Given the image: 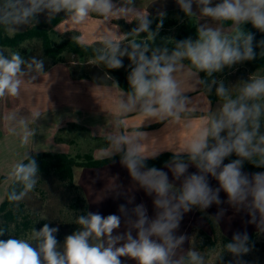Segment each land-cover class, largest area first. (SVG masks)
<instances>
[{
  "label": "clouds",
  "instance_id": "clouds-1",
  "mask_svg": "<svg viewBox=\"0 0 264 264\" xmlns=\"http://www.w3.org/2000/svg\"><path fill=\"white\" fill-rule=\"evenodd\" d=\"M165 3L0 0V30L7 38L35 30L42 16L49 25L59 20L63 34L74 33L70 39L87 54L77 65L103 72L88 87L98 112L105 111L97 96L98 81H110L104 94L110 101L111 122L94 125L88 135L103 138V161L116 164L119 157L131 181L125 188L118 182L119 173L98 172L93 183L105 178L107 183L93 203L109 197H124L126 203L118 205L119 214L105 216L87 208L74 211L71 224L76 230L62 243L57 239L59 225L46 222L36 229L47 216L34 220L19 235L11 222L0 218V237H8L0 239V264H209L205 250L211 247L201 249L195 236L180 229L186 214L206 213L213 205L218 210L208 218L216 227L225 216L222 205L226 204L236 213H245V223L255 226L257 237L264 236V171L244 170L245 164L264 169V66L234 83L225 75L226 69L231 75L238 65L264 60V0H174L183 13L177 19L187 20L195 29L194 36L181 39L161 36L168 17ZM249 24L255 31L246 28ZM123 25L132 27L125 30ZM257 33L262 34L260 39ZM26 51L0 46V104L4 106L0 119L6 133L19 136L21 147L35 144L37 132L29 125L49 110L56 112L49 90L61 79L58 69L63 67L49 71L42 50L39 54ZM120 69L126 72V89L111 75ZM41 84L47 103L30 104L27 114H21L25 97ZM130 118L136 122L129 123ZM71 121L80 123L74 115ZM39 151H24L5 178L9 186L4 199L15 209L32 200L42 181ZM165 152L171 156L162 168L149 166L148 161ZM211 180L218 186L213 187ZM140 190L151 198V216L145 202L134 203L131 193ZM256 250V240L247 230L236 231L221 242L212 264H259L258 258L246 259Z\"/></svg>",
  "mask_w": 264,
  "mask_h": 264
},
{
  "label": "crops",
  "instance_id": "crops-1",
  "mask_svg": "<svg viewBox=\"0 0 264 264\" xmlns=\"http://www.w3.org/2000/svg\"><path fill=\"white\" fill-rule=\"evenodd\" d=\"M140 2L144 5H149L151 3V0H140ZM164 6L166 10L172 7L173 8L177 7L174 3V0H166ZM155 7L156 6L150 8V11L154 12ZM120 23L123 24L122 21ZM60 24L61 22L55 25L54 28L56 31H57V26H59ZM126 26L129 27V25H123L124 29L126 28ZM89 27H91V23L89 24ZM58 32L61 33L62 35L74 34L71 32L69 34H63V29ZM86 43L90 44L91 42L86 41ZM57 65L63 66L62 68L58 69V75L60 77L62 76V78L52 85L53 90L60 86L61 80L68 79L70 77L69 76L70 73L74 74V69L67 62H55L54 64L50 65L47 69L51 71ZM83 73L87 74L89 78H80L79 75ZM83 73H80L78 75L74 74L75 79L73 78L71 81L68 79L70 81L68 86L69 88L68 95L66 96L65 102H62L63 104L65 103L67 105V115L62 114V116H60L62 117V119L58 130L56 126L45 127L44 144L42 145L40 144L41 147H44L46 149L44 151L67 152L70 154H75L77 152H81V153L89 152L93 155L95 154L94 156L99 155L98 153H102L101 155H103L105 149V143L103 141V138L97 136L95 138L98 139L95 140V138L88 135V133L92 131V127L94 125L107 124L111 122V116L108 114L111 105H110V101L107 99V97L104 94V89L108 84H110V81H105L103 79L98 81L99 88L97 90V96L99 97V104L105 109L104 112H98V106L94 104L93 99L89 94L88 87L89 85L92 84L93 77H100L103 75V72L99 71L98 69H92V70L84 71ZM81 80L87 81V83L86 84L81 83ZM77 89L80 90L79 93H77L76 91ZM60 99L61 96L57 95L54 99V103L57 104ZM74 108H78L79 110L74 111ZM73 115L79 119L80 123H73L71 121V117ZM135 122L136 121L134 119L132 118L129 119V123H135ZM57 123L58 122H56L55 125H57ZM43 124L44 123L40 121L39 124L37 125L35 124V127L37 128L39 126V129H41ZM196 124H198V121L194 122V125ZM157 127L159 126L157 125L153 128H157ZM179 135L182 138L185 135V133L181 132L179 133ZM72 141L75 142L73 145L71 144ZM89 143L95 145L97 148L94 151H92V149L89 146ZM118 161L119 159H117L116 164L109 163L100 168H81V170H78L77 173L73 169L74 182L77 187V194L78 196L82 197L85 200L87 204V209L89 211L100 212L102 215L105 216L112 213L119 214L118 205L121 203H126V199L124 197H121L119 200H113L111 197H109L105 199L102 203L99 204L93 203L95 199V195L107 183L106 178L99 179L96 181V183H93V179L97 176L98 172L101 173L102 175L106 174V176H112L119 173L118 182L123 183L125 188L130 186L131 184L130 177L128 176L126 169L121 167ZM164 170L167 171V169ZM190 171H195V169L190 168ZM169 176L171 178L170 173ZM211 184L213 187L218 186L215 180H211ZM131 195L135 196L134 203L145 202L149 209V215L150 216L153 215L151 198L145 196L142 190L134 191L133 193H131ZM221 198L226 199V196L223 192H221ZM132 206L134 205H129V207ZM215 209H217V207L213 205L203 215H198L199 214L198 210H193L192 212L186 214L182 221L180 231L183 233H187L189 236H194V230L196 228H200L207 232H210L211 229L208 230V227L210 226H208L209 224L207 223V220L209 219L208 217L211 216L212 213H214ZM236 221L237 222H235L232 219L231 221L225 223V225H227L226 230L222 228V225H224L222 223H221V227H217V228L215 227L214 230L216 233H220V234L223 233L229 238L232 237V234L236 231L247 230L248 233H250L249 230L250 225H247L244 221H241L240 219H236ZM184 247L187 248L188 244L186 243ZM127 264H134V262L127 261Z\"/></svg>",
  "mask_w": 264,
  "mask_h": 264
},
{
  "label": "rangeland",
  "instance_id": "rangeland-1",
  "mask_svg": "<svg viewBox=\"0 0 264 264\" xmlns=\"http://www.w3.org/2000/svg\"><path fill=\"white\" fill-rule=\"evenodd\" d=\"M170 10H179V9L178 7H174V8L172 7L168 9L167 11H170ZM175 16L178 17V14H175ZM41 20H43V16L41 17ZM128 28L129 27L126 26L125 30H127ZM61 30L62 28L57 26V32ZM25 49L32 52L33 54H39L42 50V47H41L40 41L36 39H31V40L22 42L20 46L14 50H21L23 54H28ZM63 55H64L65 62H67L74 69L75 75L83 73L84 71L98 69L94 66H89V65H84V66L77 65L78 63L85 61L87 58H79L76 55H73L70 53H64ZM55 62L57 61L51 58H47L46 69L50 65L54 64ZM125 65H126V59H125ZM98 70L101 71L100 69ZM255 70L256 69H250L248 66L243 64V65L236 66V70H234L231 75H227L228 70L226 69L225 75L228 81L234 83L240 78L246 79L248 75L251 72H254ZM74 74L70 73L69 75L70 77L68 78L70 81L73 78L75 79ZM80 78H89V77L86 76V77H80ZM68 79L61 80L60 86L58 88L53 90L51 87L49 90V96L52 102H54V99L57 95L61 96V99L59 100V102L57 104L54 103L57 112L53 113L52 111L49 110L44 114V116H42L35 123L37 125L40 123V121H42L44 124L42 125L41 129H39V126L36 128L35 124L29 125L30 127L35 128L37 132L34 145H28V146L21 147L19 136L6 133L4 126H3V121L2 119H0V203L4 199V193L8 187V183L6 182L5 178L7 174L9 173V171L11 170L12 165L22 158V155L24 151L26 150H31L32 148H35L41 151L46 150L44 147H41V145L44 144L45 127H50V126L55 127L56 126L55 123L59 121V117L62 116V114L67 115V105L65 103L63 104L62 102H65L66 96L68 95V91H69V88H68L69 80ZM39 82L41 81H38V83ZM46 103H47V98L45 95V87H44V84H41L34 94H30L29 96L25 97V104L24 106L20 108V112L21 114H27L30 104H36L38 106H43ZM213 106H215V103L213 104ZM9 107H11V105H9ZM3 112H4V106L0 104V116H2ZM155 126L157 125H154L153 127ZM96 139L98 138H95V140ZM74 143L75 142L73 141L71 142L72 145ZM89 146L92 149V151H94L97 148L95 145H92L91 143H89ZM98 154L99 155H96L95 157L102 158L103 156L101 155L102 153H98ZM78 170H81V168H78V167L74 168V171L76 173L78 172ZM41 179L42 181L40 183V186L46 190L45 198L42 199L40 195L34 192L32 194V200L27 201L25 203L28 208H30L31 210H35L38 218L43 219L45 216L48 217V220L47 221L44 220L45 221L44 223L50 222V226L52 227H56L57 225H59V233L57 235V239L58 241L62 243L64 240V237L66 235L71 234L73 231H75L77 227L75 224H71L73 212L75 211V209L72 208L71 205L75 201V198H76L75 196H76L77 191L72 188L67 187L66 184L58 180V178L55 175H42L41 174ZM222 207L226 208L227 211L225 213L224 218L221 220L219 227H221V223H222L224 224L222 225V228L225 230L227 226L225 225V223H227L228 221H231L232 219L235 222H237L236 219H240L241 221H244V222L248 219L245 213L243 212L236 213L234 212L233 209L228 207V205L226 204L222 205ZM217 210L218 209H215L214 213H212L211 216L215 215ZM76 212H80V210H76ZM203 214L205 213L199 212L198 215H203ZM207 223L209 224L207 225L210 226L208 227V230L209 229L213 230L214 234L217 236L216 246H214L213 248L209 250H205L209 253V257H210L209 264H212V257H214L216 252L219 251L220 249L221 234L215 232L214 229L216 226L212 223L211 220H207ZM198 229L200 228H196L194 230V235L196 234ZM249 230H250L249 235L253 234L252 239L256 240L257 250L250 256L246 257V259L252 261L258 258L259 264H264V236H260V237L256 236L255 234L256 229L254 225H250ZM203 248H206V246L204 245ZM226 259H229V257H226Z\"/></svg>",
  "mask_w": 264,
  "mask_h": 264
},
{
  "label": "trees",
  "instance_id": "trees-1",
  "mask_svg": "<svg viewBox=\"0 0 264 264\" xmlns=\"http://www.w3.org/2000/svg\"><path fill=\"white\" fill-rule=\"evenodd\" d=\"M168 12V17L165 20L164 27L161 31V36H173L177 39L184 38L188 35H195V29L184 20L182 23L175 14H178V17H183V13L179 10H170ZM62 15V14H61ZM60 21H54L52 25L46 24L41 20V23L37 26V28L29 29L25 32H22L16 35L13 38H7L2 30H0V46H10L13 49H17L20 44L24 41L36 39L40 41L42 51L45 57L56 60L57 62H65L64 53H70L76 55L79 58H87V54L85 53L82 46L78 45L76 42L70 39V35H62L59 34L55 30V25ZM194 22V21H193ZM230 23V22H229ZM132 27L129 25V28ZM155 25H153V28ZM246 28L249 30L255 31L252 29L251 25H246ZM57 35V36H56ZM260 33H257V39L261 38ZM58 38V39H57ZM91 49H89L90 53ZM128 61L126 59V65ZM246 66L250 69H257L258 67L264 66V60L257 59L253 62H245ZM111 75L116 77L120 85L127 88L126 82V72L124 69L120 70H112ZM203 75V74H201ZM80 77H86L87 74H80ZM213 100V104L215 103V97H211ZM171 156V153L165 152L158 159L148 161L149 166L163 167L164 161L168 160ZM37 162L40 167V172L42 175H55L58 180L62 181L66 184L67 187L72 188L77 191V187L74 182V173L73 169L75 167L78 168H100L109 163L110 161H103L102 158H96L93 154L89 152H77L75 154H70L67 152H52V151H41L36 154ZM116 160L119 157L115 158ZM231 159H235V157H231ZM228 161L226 160L225 163ZM245 171L247 172H255V171H264V169H256L251 165L245 164ZM38 183L36 192L38 195L42 197V199L46 196V190L40 186ZM9 186V185H8ZM8 188V187H7ZM75 201L71 205L72 208L76 210H80V212L84 211L87 208V204L85 200L78 196L76 192ZM88 210V209H87ZM0 218L6 219L12 224V229L16 234H21L26 232L34 220L40 219L37 215H34L33 210L27 207L26 203L22 204L19 209H15L8 204V202L3 199L0 203ZM209 220V219H208ZM44 220H40L35 227L39 230L44 224ZM212 228V226H211ZM195 236V242L198 247L203 249V246L213 248L216 246V235L213 230L207 232L203 229H198ZM253 238V234L250 235ZM7 236L0 237V239H7ZM231 238L227 237L225 234L221 233L220 236V246L221 242L230 240ZM203 241L201 244L200 241Z\"/></svg>",
  "mask_w": 264,
  "mask_h": 264
}]
</instances>
